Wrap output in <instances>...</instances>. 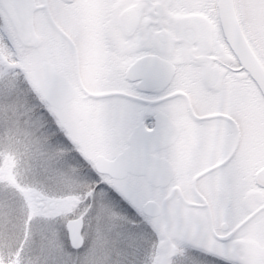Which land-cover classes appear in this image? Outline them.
I'll return each instance as SVG.
<instances>
[{
  "label": "snow or ice",
  "instance_id": "1",
  "mask_svg": "<svg viewBox=\"0 0 264 264\" xmlns=\"http://www.w3.org/2000/svg\"><path fill=\"white\" fill-rule=\"evenodd\" d=\"M0 264H264V0H0Z\"/></svg>",
  "mask_w": 264,
  "mask_h": 264
}]
</instances>
